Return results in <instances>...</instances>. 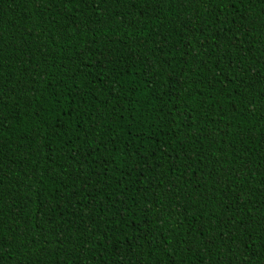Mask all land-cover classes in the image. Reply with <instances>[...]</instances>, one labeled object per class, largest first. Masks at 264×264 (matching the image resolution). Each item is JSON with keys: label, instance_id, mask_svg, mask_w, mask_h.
<instances>
[{"label": "trees", "instance_id": "obj_1", "mask_svg": "<svg viewBox=\"0 0 264 264\" xmlns=\"http://www.w3.org/2000/svg\"><path fill=\"white\" fill-rule=\"evenodd\" d=\"M0 264H264V0H0Z\"/></svg>", "mask_w": 264, "mask_h": 264}]
</instances>
